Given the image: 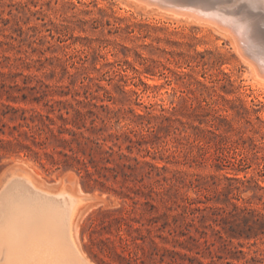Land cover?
I'll list each match as a JSON object with an SVG mask.
<instances>
[{
  "label": "rangeland",
  "instance_id": "374dc122",
  "mask_svg": "<svg viewBox=\"0 0 264 264\" xmlns=\"http://www.w3.org/2000/svg\"><path fill=\"white\" fill-rule=\"evenodd\" d=\"M149 8L0 0V222L27 173L84 198L94 264H264V87L228 35Z\"/></svg>",
  "mask_w": 264,
  "mask_h": 264
},
{
  "label": "bare ground",
  "instance_id": "6f19581e",
  "mask_svg": "<svg viewBox=\"0 0 264 264\" xmlns=\"http://www.w3.org/2000/svg\"><path fill=\"white\" fill-rule=\"evenodd\" d=\"M130 1L146 9L158 6L173 16L212 26L228 35L255 81L264 87V0H234L229 7L226 3L215 6L216 0ZM239 3H247L252 10L239 14L231 9ZM221 7H228V11ZM13 180L30 195L22 193L19 200L15 197L5 202L6 212L0 222V264H94L82 253L74 225L84 198L68 189L56 193L40 189L27 173L15 175L8 182Z\"/></svg>",
  "mask_w": 264,
  "mask_h": 264
}]
</instances>
